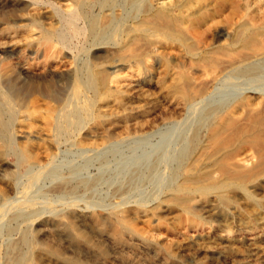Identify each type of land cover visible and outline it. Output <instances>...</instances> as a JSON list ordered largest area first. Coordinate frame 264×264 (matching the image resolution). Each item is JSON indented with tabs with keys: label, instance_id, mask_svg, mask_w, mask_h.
Wrapping results in <instances>:
<instances>
[{
	"label": "bare ground",
	"instance_id": "6f19581e",
	"mask_svg": "<svg viewBox=\"0 0 264 264\" xmlns=\"http://www.w3.org/2000/svg\"><path fill=\"white\" fill-rule=\"evenodd\" d=\"M124 4L128 9L125 28L116 16L119 13L111 10L103 22L88 20L89 37L101 43L115 27L119 30L110 38L112 46L93 56L84 74L76 73L73 96L65 105H46L54 133L67 138L74 126L92 120L93 103L107 94L114 97L112 104L103 107L108 116L141 109L150 97L144 87L150 86L179 110L159 124L180 122L181 111L199 109L200 114L194 124H183L184 135L171 158L173 167L167 179L157 183L150 205H123L104 214L51 209L49 215L21 207L9 219L16 224L5 229L8 241L0 264H85V256L63 241L69 234L98 245L102 254L94 257L97 264H176L183 251L217 255L231 264H247L249 258L263 263L264 0H124ZM56 14L62 27L48 36L65 44L69 34L79 31L78 15L73 11ZM217 39L223 41L217 44ZM105 65L113 71H105ZM240 78L246 82L234 83ZM247 78L254 82L247 83ZM219 84L232 88L216 99ZM88 91L91 99L85 96ZM3 108L10 117L6 121ZM11 118L12 108L0 96V140L7 147L14 140ZM51 121L46 118V125ZM138 133L147 132L127 130L103 140L112 144ZM40 149L22 153L20 163L40 164ZM157 161L151 163V170L155 171ZM97 181L74 182L67 175L58 176L50 191L87 190ZM4 185L11 189L8 178ZM126 189L119 184L113 192L120 196ZM5 198L0 191V200ZM137 222L147 223L149 232L163 239L153 242L154 235L144 236Z\"/></svg>",
	"mask_w": 264,
	"mask_h": 264
},
{
	"label": "rangeland",
	"instance_id": "374dc122",
	"mask_svg": "<svg viewBox=\"0 0 264 264\" xmlns=\"http://www.w3.org/2000/svg\"><path fill=\"white\" fill-rule=\"evenodd\" d=\"M41 2L46 4L42 5ZM108 2L109 0H0V96L8 100L12 108L10 121L13 124L9 123L13 126L10 132L12 140L14 139L8 147L0 140V191L6 196L4 200H0V205L3 204L0 206V260L8 241L5 229L8 224H16V221L10 222L9 219L13 212L21 207L30 206L42 212V215H49L51 209L60 211L76 208L84 212L104 214L123 205H150V200L157 195V185L167 179L173 167L171 158L184 135L183 124H194L200 114L199 109L180 110L183 117L180 122L159 124L162 119L178 113L179 110L150 86L151 88L144 87L150 95V100L143 103L141 109H123L116 113V116H108L102 112L107 110L103 107L112 104L114 97L107 94L93 103V121L86 120L85 123L74 126L67 138L54 133L55 125L49 118L46 105L56 108L65 105L73 96L76 73L84 74L85 64L93 56L100 54L105 47H111L113 42H110V38L113 39L119 30L118 26L115 27L101 43L94 40V36L89 37L88 22H103L108 19L111 11L119 13L115 15L120 17V21L125 18L128 9L124 0H116L114 5H109ZM111 7L113 8L109 9ZM71 11L78 15V33L69 34L65 44L49 38L48 32L62 27L56 13L66 15ZM123 22L125 28L126 20ZM222 41L217 39L216 43ZM105 66V71H113L108 69L109 65ZM121 72L126 73V70ZM249 79L247 78V83L254 82ZM233 81L238 84L245 79ZM228 86L229 84H219V92L215 98L225 95L229 88H232ZM91 94L89 91L85 92L89 99L93 97ZM87 97L86 109V101L89 100ZM9 118L8 110L3 108V119L6 121ZM46 118L52 120L50 125H46ZM140 128L147 133L133 134L112 144H106L103 140V136H112L127 130L135 132ZM43 148L47 149V154L42 153ZM36 149H40L41 157L38 166L29 167L20 163L22 153L33 154ZM157 159L153 171L150 165ZM66 175L74 182L93 178H98V181L87 190L77 188L66 194L52 193L50 187L56 177ZM7 178L10 190L4 185ZM119 184H124L127 188L120 196L113 192ZM136 225L138 229L143 227L146 232L144 236L149 238L151 234L154 235L149 232L147 223L142 225L137 222ZM162 239L163 235H154L152 241L159 243ZM63 241L78 255L85 256V264H97L94 257L102 254L95 243L75 239L70 234L67 238L64 237ZM183 252L179 253L176 264H231L217 255ZM248 261L247 264H255L252 258Z\"/></svg>",
	"mask_w": 264,
	"mask_h": 264
}]
</instances>
